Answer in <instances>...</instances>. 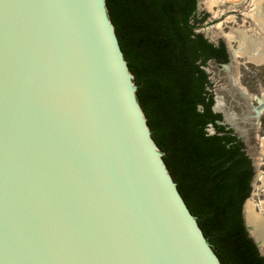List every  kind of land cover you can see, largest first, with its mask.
I'll return each mask as SVG.
<instances>
[{"label": "water", "instance_id": "water-1", "mask_svg": "<svg viewBox=\"0 0 264 264\" xmlns=\"http://www.w3.org/2000/svg\"><path fill=\"white\" fill-rule=\"evenodd\" d=\"M133 79L105 0H0V264H221Z\"/></svg>", "mask_w": 264, "mask_h": 264}, {"label": "trees", "instance_id": "trees-1", "mask_svg": "<svg viewBox=\"0 0 264 264\" xmlns=\"http://www.w3.org/2000/svg\"><path fill=\"white\" fill-rule=\"evenodd\" d=\"M105 1L151 136L220 263L264 264L242 219L251 159L212 110L205 66L227 61L223 42L197 31V0Z\"/></svg>", "mask_w": 264, "mask_h": 264}, {"label": "rangeland", "instance_id": "rangeland-1", "mask_svg": "<svg viewBox=\"0 0 264 264\" xmlns=\"http://www.w3.org/2000/svg\"><path fill=\"white\" fill-rule=\"evenodd\" d=\"M251 9V0H229L213 6L212 11L206 8L204 0H197V14L205 15L197 31L214 44L223 42L221 34L228 33L231 28L242 27L251 32L254 24L246 17ZM230 44L232 48L237 45L233 40ZM233 57L234 60L229 59L223 68L209 61L205 69L212 84L215 111L222 114L223 123L234 129L251 159L254 175L247 202L260 210L264 191L259 188L261 180L255 175L264 172V112L257 118L253 106L261 95L264 96V61L256 64L245 56L237 54ZM208 131H214L212 126H208ZM259 253L264 256V245L260 247Z\"/></svg>", "mask_w": 264, "mask_h": 264}, {"label": "bare ground", "instance_id": "bare-ground-1", "mask_svg": "<svg viewBox=\"0 0 264 264\" xmlns=\"http://www.w3.org/2000/svg\"><path fill=\"white\" fill-rule=\"evenodd\" d=\"M226 1L229 0H204V4L208 10L212 11L213 6H217L218 4L221 5ZM263 3L264 0H251L252 9L247 12L246 15V17H248L250 21H252V23L254 22L255 24V28L251 32H247V30H245L244 28H231L227 34H221L224 39H227L228 46L231 48V50H233V48L231 47L230 41L233 40L236 41V43L238 41L239 47H241L242 53L245 54V57L256 64L264 61V18L262 17V15L264 16V12L262 10ZM234 52V55L241 54L239 51H236V53ZM243 95H245V93H243ZM258 99L259 101H264V96L261 95V97H259ZM261 112H264V109L261 110ZM252 209L253 205L250 202H247L244 208L245 219L249 225L255 223V225L258 226L262 222L259 218L256 217L257 215L255 217L252 215ZM263 245L264 244L262 243V246Z\"/></svg>", "mask_w": 264, "mask_h": 264}, {"label": "flooded vegetation", "instance_id": "flooded-vegetation-1", "mask_svg": "<svg viewBox=\"0 0 264 264\" xmlns=\"http://www.w3.org/2000/svg\"><path fill=\"white\" fill-rule=\"evenodd\" d=\"M246 15H247V13H246ZM262 17L264 18V16L262 15ZM253 24H254V22H253ZM242 28V27H241ZM254 28H255V24H254ZM246 30V29H245ZM249 30H247V32H248ZM259 31V30H258ZM224 44V43H223ZM225 46V45H224ZM225 50H226V53H227V56H228V58H227V61L226 62H223V63H215V64H217V65H219L220 67H224V65L225 64H227V62L229 61V59H230V55H229V52L227 51V49H226V47H225ZM256 103H257V100H256ZM215 105V101L213 102V104H212V110L214 111V112H217L218 110H216L215 111V109L213 108V106ZM257 105V104H256ZM255 106V105H254ZM255 112V111H254ZM220 113V112H219ZM221 114V113H220ZM260 115H261V113H260ZM260 115H259V117H260ZM256 119V118H255ZM223 121H224V117L222 116V114H221V120L219 121V123H222L223 125H226L228 128H231L232 129V131L234 132V129L231 127V126H229L228 124H225V123H223ZM208 126H211V125H208ZM235 133V132H234ZM243 142V141H242ZM253 178V177H252ZM250 185H251V183H250Z\"/></svg>", "mask_w": 264, "mask_h": 264}]
</instances>
